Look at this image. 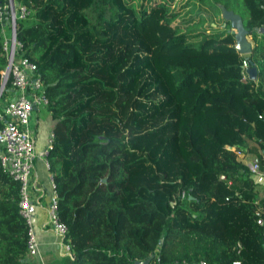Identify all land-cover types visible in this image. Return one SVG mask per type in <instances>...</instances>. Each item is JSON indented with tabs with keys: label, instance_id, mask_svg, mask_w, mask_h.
Returning <instances> with one entry per match:
<instances>
[{
	"label": "trees",
	"instance_id": "obj_1",
	"mask_svg": "<svg viewBox=\"0 0 264 264\" xmlns=\"http://www.w3.org/2000/svg\"><path fill=\"white\" fill-rule=\"evenodd\" d=\"M16 3L28 11L16 21L17 59L36 66L53 121L45 162L65 263L264 264L252 181L236 156L255 145L264 171V45L240 56L222 17L237 15L256 39L264 0ZM2 32L6 20L0 84ZM242 61L254 81H241ZM11 95L8 80L0 112ZM19 192L0 165V264H32Z\"/></svg>",
	"mask_w": 264,
	"mask_h": 264
},
{
	"label": "built area",
	"instance_id": "obj_2",
	"mask_svg": "<svg viewBox=\"0 0 264 264\" xmlns=\"http://www.w3.org/2000/svg\"><path fill=\"white\" fill-rule=\"evenodd\" d=\"M28 14L27 8L17 4L16 0H0V25L6 20L8 32H2L3 50L6 53L7 65L2 73L5 84L11 82V91L16 95L9 100L0 112V120L3 127L0 129V165L4 172L20 183L19 192V214L27 226V258L38 257V245L34 232L36 206L31 196L32 176L34 171V160L45 161V157L51 147L52 133L49 134L45 147L34 153L33 134L29 128L33 112L43 108L46 99L43 95L42 85L39 77H36V66L27 59H17L16 51L19 43L16 40V21L24 19ZM245 61L241 63V81L247 78ZM239 152H236V156ZM264 156V151H263ZM47 165V164H46ZM249 174L259 175L256 162L247 166ZM220 179H223L221 176ZM49 200L47 204L48 223L51 231L62 240L66 227L59 221L56 215V192L49 175ZM255 223L262 227L264 236V217L256 213ZM65 253H69L68 245L62 244ZM39 264H43L39 260ZM198 264H208L200 261ZM238 264V263H233Z\"/></svg>",
	"mask_w": 264,
	"mask_h": 264
},
{
	"label": "crops",
	"instance_id": "obj_3",
	"mask_svg": "<svg viewBox=\"0 0 264 264\" xmlns=\"http://www.w3.org/2000/svg\"><path fill=\"white\" fill-rule=\"evenodd\" d=\"M246 40L248 41L247 38ZM15 97L16 95L12 93L10 100ZM52 127L53 121L44 108H38L33 112L29 128L33 134L35 154L45 147L49 134L52 133ZM248 146V151L237 155V160L246 168L249 164L256 162V155L259 154L255 145L248 143ZM260 156L264 163L263 154ZM33 164L34 171L30 192L36 206L34 232L38 245V257H29L27 259L32 264H39V260L43 264H66V253L62 248V242L51 231L48 223L49 173L47 165L45 161L36 158ZM258 172L259 175L250 174V179L252 181V193L256 211L264 217V171L259 170Z\"/></svg>",
	"mask_w": 264,
	"mask_h": 264
},
{
	"label": "water",
	"instance_id": "obj_4",
	"mask_svg": "<svg viewBox=\"0 0 264 264\" xmlns=\"http://www.w3.org/2000/svg\"><path fill=\"white\" fill-rule=\"evenodd\" d=\"M223 17L226 19L230 26V33L234 37V49L235 51L240 55L244 56L245 58L249 56L251 52V46L246 40V31L244 30L242 26V22L240 18L232 13L229 12H223ZM260 32H263V29L259 30ZM245 73L247 75V78L249 81H254L256 79V69L254 67H249L245 70ZM2 75V74H1ZM5 87V79H2V82L0 84V95ZM149 259H146L141 262H135L134 264H147Z\"/></svg>",
	"mask_w": 264,
	"mask_h": 264
},
{
	"label": "rangeland",
	"instance_id": "obj_5",
	"mask_svg": "<svg viewBox=\"0 0 264 264\" xmlns=\"http://www.w3.org/2000/svg\"><path fill=\"white\" fill-rule=\"evenodd\" d=\"M189 15V14H188ZM205 18L206 20H208L210 18V16L208 15V12H205ZM222 17H223V14H222ZM218 17H216L215 19H217ZM224 18V17H223ZM195 20V19H194ZM209 23V22H208ZM207 21L205 23V26L207 27L208 25ZM217 25H219V27L224 30V29H228V28H224L226 27L224 23H218L217 22ZM218 27V26H217ZM219 32H221L220 30H218ZM260 32V31H259ZM261 34H258L257 38L256 39H253L252 37H248L246 36V38L248 39V42L250 43V45L252 46L253 43H263L264 45V35L262 34L263 32H260ZM3 73V71L1 72V74Z\"/></svg>",
	"mask_w": 264,
	"mask_h": 264
}]
</instances>
